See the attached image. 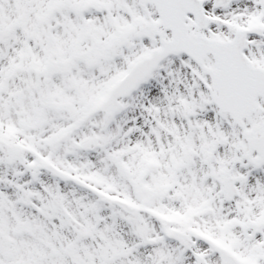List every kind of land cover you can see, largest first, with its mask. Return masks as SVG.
I'll list each match as a JSON object with an SVG mask.
<instances>
[{
  "label": "snow or ice",
  "instance_id": "snow-or-ice-1",
  "mask_svg": "<svg viewBox=\"0 0 264 264\" xmlns=\"http://www.w3.org/2000/svg\"><path fill=\"white\" fill-rule=\"evenodd\" d=\"M0 264H264V0H0Z\"/></svg>",
  "mask_w": 264,
  "mask_h": 264
}]
</instances>
